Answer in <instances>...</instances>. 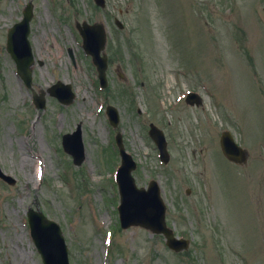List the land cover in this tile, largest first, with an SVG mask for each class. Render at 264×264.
<instances>
[{"label":"rangeland","instance_id":"rangeland-1","mask_svg":"<svg viewBox=\"0 0 264 264\" xmlns=\"http://www.w3.org/2000/svg\"><path fill=\"white\" fill-rule=\"evenodd\" d=\"M106 1L101 9L95 0H0V168L16 179H0V264H43L30 207L60 223L71 264H264V0ZM28 2L30 39L43 61L32 84L46 93L42 111L6 49L8 29ZM99 19L110 30L105 89L75 26ZM180 69L190 78L180 77L187 83L177 88ZM58 80L73 85L72 103L47 93ZM190 89L202 92L204 105L182 101ZM108 104L119 110L117 128ZM150 122L167 135L168 164L149 137ZM79 125L86 159L76 165L62 141ZM224 129L248 148V165L223 155ZM118 132L137 162V184L158 179L167 222L191 239L188 249L173 251L162 234L120 226Z\"/></svg>","mask_w":264,"mask_h":264},{"label":"water","instance_id":"water-1","mask_svg":"<svg viewBox=\"0 0 264 264\" xmlns=\"http://www.w3.org/2000/svg\"><path fill=\"white\" fill-rule=\"evenodd\" d=\"M97 2L102 3V0H97ZM24 14L25 17L23 21L10 28L8 34V50L17 61H19L17 56L18 50L15 49L14 46L19 43L23 44L24 42H27L26 35L33 15L31 3L26 6ZM79 29L84 36L86 48L94 55L101 78L106 80L105 70L107 67V58L106 56L103 58H100L99 56L100 50L103 49L105 45V32L102 25L100 23L94 25L84 23L83 26L79 25ZM22 34L25 36L23 40H21V37L23 36ZM31 62L32 61L27 53L26 58L20 62L22 75L28 82H30ZM108 109L112 123L116 125L118 122L117 111L112 106H109ZM154 130L155 131L152 133L160 147L164 150L165 153L163 157L166 158L165 139L161 133H158V130ZM69 138L70 136H65V141ZM118 142L123 156V164L118 173V180L122 194L120 211L123 225L129 226L130 224H140L154 232H163L166 235L167 243L172 248L180 250L187 247L188 241L175 238L173 231L166 226L165 205L159 197L158 188L155 187V183L152 186L156 191L151 189L150 194H148L144 188L138 189L136 187L134 178L131 175L132 169L135 168V163L132 160V157L125 152L120 136H118ZM221 144L225 155L229 159L237 163H243L247 160L246 150L234 141L230 132L226 131L223 133ZM80 159L81 157H79V160ZM29 217L35 242L39 245V248L44 255L45 263L68 264L66 249L63 245H60L61 233L58 226L52 221H49L40 212L31 210L29 212Z\"/></svg>","mask_w":264,"mask_h":264},{"label":"bare ground","instance_id":"bare-ground-1","mask_svg":"<svg viewBox=\"0 0 264 264\" xmlns=\"http://www.w3.org/2000/svg\"><path fill=\"white\" fill-rule=\"evenodd\" d=\"M27 161H29L28 158H26V156H22L21 163H27Z\"/></svg>","mask_w":264,"mask_h":264}]
</instances>
